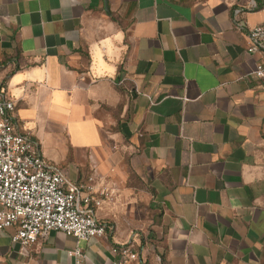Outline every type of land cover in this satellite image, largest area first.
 Returning <instances> with one entry per match:
<instances>
[{
    "label": "crops",
    "instance_id": "obj_1",
    "mask_svg": "<svg viewBox=\"0 0 264 264\" xmlns=\"http://www.w3.org/2000/svg\"><path fill=\"white\" fill-rule=\"evenodd\" d=\"M264 0H0V83L16 129L105 189L106 233L0 230V264H264ZM1 207V205H0Z\"/></svg>",
    "mask_w": 264,
    "mask_h": 264
},
{
    "label": "built area",
    "instance_id": "obj_2",
    "mask_svg": "<svg viewBox=\"0 0 264 264\" xmlns=\"http://www.w3.org/2000/svg\"><path fill=\"white\" fill-rule=\"evenodd\" d=\"M248 50L262 58L254 74L264 78V25L249 30ZM15 102L0 83V230L13 229L11 239L24 248L33 246L53 230L76 239L90 240L106 233V223L95 209L110 192L92 184L70 181L59 168L48 163L34 140L16 129ZM120 258L114 264H136L138 251L131 246L113 248ZM72 264H84V250H68Z\"/></svg>",
    "mask_w": 264,
    "mask_h": 264
}]
</instances>
